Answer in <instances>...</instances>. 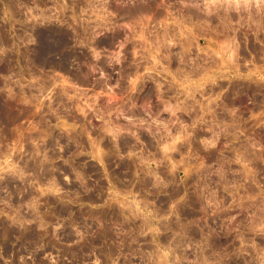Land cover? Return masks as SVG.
<instances>
[{
	"label": "rangeland",
	"instance_id": "1",
	"mask_svg": "<svg viewBox=\"0 0 264 264\" xmlns=\"http://www.w3.org/2000/svg\"><path fill=\"white\" fill-rule=\"evenodd\" d=\"M13 1L0 264H264V0Z\"/></svg>",
	"mask_w": 264,
	"mask_h": 264
},
{
	"label": "flooded vegetation",
	"instance_id": "2",
	"mask_svg": "<svg viewBox=\"0 0 264 264\" xmlns=\"http://www.w3.org/2000/svg\"><path fill=\"white\" fill-rule=\"evenodd\" d=\"M90 214V213H89ZM80 217V216H78ZM92 218V216H90ZM79 222L80 220H76ZM104 223H109V221H105ZM98 239L94 236L93 239H89L85 242V245H73V249L69 248L66 250V246H57L53 243V238L47 234L44 236V249L45 252L42 256L43 259L46 260L45 263L49 264V262H54V264H96L93 261H83L84 258H89L91 255H100L101 259L103 260L102 264H107L109 259V251H114V245L109 241L108 232L105 233L104 231L99 232L97 235ZM62 243V242H61ZM63 244V243H62ZM9 249L10 246H8ZM66 250V251H65ZM100 250V251H99ZM109 250V251H108ZM53 251H58L55 253ZM54 253V254H53ZM55 257V259L51 256ZM13 256V253H11ZM47 257V258H46ZM31 261L30 263H34L37 257L30 256Z\"/></svg>",
	"mask_w": 264,
	"mask_h": 264
},
{
	"label": "bare ground",
	"instance_id": "3",
	"mask_svg": "<svg viewBox=\"0 0 264 264\" xmlns=\"http://www.w3.org/2000/svg\"><path fill=\"white\" fill-rule=\"evenodd\" d=\"M12 1H13V0H12ZM13 2H14V1H13ZM13 5H15V4H13ZM19 5H20V4H19ZM9 7L11 8V4H10ZM13 7H14L13 9H15V6H13ZM10 10H11V9H10ZM10 10H9V11H10ZM5 13H6V12H5ZM11 15H12V14H11ZM13 18H14V17H13ZM0 19H1V18H0ZM14 19H15V18H14ZM14 19H13V20H14ZM26 19H27V18H26ZM24 20H25V19H24ZM14 21H15V20H14ZM14 21H13V22H14ZM23 22H24V21H23ZM21 23H22V22H21ZM26 25H27V24H26ZM31 26H32V25H31ZM27 27H28V26H27ZM28 28H30V27H28ZM12 32H13V31H12ZM24 35H25V34H24ZM1 36H2V35H1ZM4 38H5V37H4ZM17 38L19 39V37H17ZM18 39H16V40H18ZM44 39H45V38H44ZM46 39H47V38H46ZM3 40H4V39H3ZM47 42H48V41H47ZM2 44H3V43H2ZM14 44H15V43H14ZM49 44H50V43H49ZM1 46H2V45H1ZM52 48H53V47H52ZM53 49H54V48H53ZM4 115H5V114H4ZM6 115H7V114H6ZM105 221H107V220H105ZM104 226H105V228H108V227L110 226V222H109V223H105ZM5 231H6V230H5ZM5 231H4V233H7V232H5ZM7 231H8V230H7ZM103 231H104L105 233L109 232L108 229H105V230H103ZM0 233H1V232H0ZM0 236H1V235H0ZM1 237H2V236H1ZM1 237H0V238H1ZM29 237H30V236H29ZM2 238H3V237H2ZM33 238H36V237L33 236Z\"/></svg>",
	"mask_w": 264,
	"mask_h": 264
}]
</instances>
